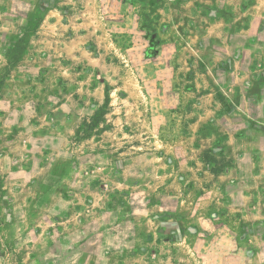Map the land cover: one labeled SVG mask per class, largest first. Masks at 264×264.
I'll list each match as a JSON object with an SVG mask.
<instances>
[{"label": "crops", "instance_id": "crops-1", "mask_svg": "<svg viewBox=\"0 0 264 264\" xmlns=\"http://www.w3.org/2000/svg\"><path fill=\"white\" fill-rule=\"evenodd\" d=\"M166 1L186 10L162 18L182 30L167 41L192 75L186 125L162 152L100 167L117 188L111 202L60 157L76 129L69 98L40 108L47 45L36 35L61 15H40L9 66L8 43L28 20L0 0V264H264V0ZM81 33L66 43L95 34Z\"/></svg>", "mask_w": 264, "mask_h": 264}, {"label": "rangeland", "instance_id": "rangeland-1", "mask_svg": "<svg viewBox=\"0 0 264 264\" xmlns=\"http://www.w3.org/2000/svg\"><path fill=\"white\" fill-rule=\"evenodd\" d=\"M165 1L35 0L32 7L33 0H15L16 12L28 23L20 29V39L8 43V63L25 50L39 28L40 15L55 9L61 15L58 25L46 24L36 35L45 38L42 46H49H43L36 57L43 66L37 74L40 108L49 111L55 102L69 98V113L77 116L76 129L60 157L66 165H78L82 178L99 181L111 202L116 200L117 188L112 178L102 179L100 167L116 163L118 169L130 156L162 152L164 145L177 141L186 125L192 75L183 69L188 60L180 59L177 40L167 41L182 30L162 20L164 11L177 17L186 10ZM81 32L95 34L80 46L77 40L66 43V36H82ZM2 85L0 74V91ZM98 87L101 93L108 89L110 102L102 121L94 125ZM203 160L216 166L226 162L208 154ZM61 261L65 264L66 259ZM72 261L82 264L79 256ZM13 264L51 263L20 260Z\"/></svg>", "mask_w": 264, "mask_h": 264}, {"label": "trees", "instance_id": "trees-1", "mask_svg": "<svg viewBox=\"0 0 264 264\" xmlns=\"http://www.w3.org/2000/svg\"><path fill=\"white\" fill-rule=\"evenodd\" d=\"M20 39V38H19ZM24 52V50H23ZM22 51L18 54V56H16L12 62H9L8 65L9 66H12L14 65L15 63L18 62L19 58H20V55L23 53ZM109 94H108V89L105 88V91H104V102L102 105H100L93 117V124L94 125H98L101 121H102V118L105 116V114L107 113V108H108V105H109Z\"/></svg>", "mask_w": 264, "mask_h": 264}]
</instances>
